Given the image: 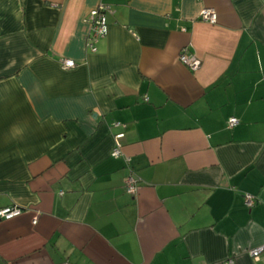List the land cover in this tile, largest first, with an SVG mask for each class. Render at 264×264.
Returning a JSON list of instances; mask_svg holds the SVG:
<instances>
[{"label":"crops","instance_id":"crops-1","mask_svg":"<svg viewBox=\"0 0 264 264\" xmlns=\"http://www.w3.org/2000/svg\"><path fill=\"white\" fill-rule=\"evenodd\" d=\"M5 206L0 264H264V0H0Z\"/></svg>","mask_w":264,"mask_h":264},{"label":"built area","instance_id":"built-area-1","mask_svg":"<svg viewBox=\"0 0 264 264\" xmlns=\"http://www.w3.org/2000/svg\"><path fill=\"white\" fill-rule=\"evenodd\" d=\"M110 12V6L105 3H99L94 8H92L87 17L86 21L89 23L90 29L89 33L85 38V46L90 51L94 52L96 50V42L103 38L107 33V22L106 13ZM199 18L208 23H215L217 20V14L213 9L202 8L199 12ZM178 60L180 63L188 67L192 71H196L200 68L201 60L194 53H189L184 47L178 53ZM61 67L64 69L72 68L75 66V62L71 59H61ZM238 120L236 117H230L228 119V126L231 127L237 124ZM118 124V123H115ZM122 136L121 133L115 135V138ZM111 155L113 157H119L121 155L120 143L115 140V145L112 149ZM126 160H128L126 158ZM125 190L129 194H135L137 191V180L132 175L129 174L124 181ZM254 198L252 195L246 194L244 196V202L246 205L251 206L253 204ZM21 214V209L15 206H5L0 208V219H11L17 217ZM37 218L34 217L32 223H36ZM264 251V245L253 247L248 250V254L255 259L258 258L259 254ZM232 260H228L225 264H232Z\"/></svg>","mask_w":264,"mask_h":264}]
</instances>
